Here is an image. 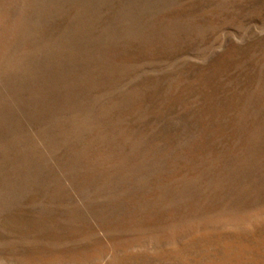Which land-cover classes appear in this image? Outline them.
Listing matches in <instances>:
<instances>
[{"label": "rangeland", "instance_id": "374dc122", "mask_svg": "<svg viewBox=\"0 0 264 264\" xmlns=\"http://www.w3.org/2000/svg\"><path fill=\"white\" fill-rule=\"evenodd\" d=\"M0 264H264V0H0Z\"/></svg>", "mask_w": 264, "mask_h": 264}]
</instances>
